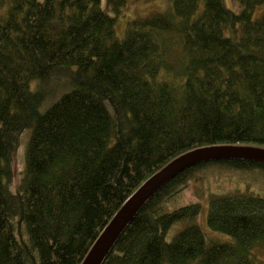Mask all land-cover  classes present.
Listing matches in <instances>:
<instances>
[{"label": "trees", "instance_id": "trees-1", "mask_svg": "<svg viewBox=\"0 0 264 264\" xmlns=\"http://www.w3.org/2000/svg\"><path fill=\"white\" fill-rule=\"evenodd\" d=\"M169 2L120 38L101 0H0V264H81L123 204L175 158L264 147V15L254 18L264 0H239L240 12L224 0ZM112 3L119 14L126 0ZM53 83L67 92L45 109ZM224 171L264 175V162L182 171L103 264H264V197L238 186L210 194L208 225L232 241L208 238L195 222L200 202L176 204L192 181ZM178 221L190 223L168 241Z\"/></svg>", "mask_w": 264, "mask_h": 264}, {"label": "rangeland", "instance_id": "rangeland-1", "mask_svg": "<svg viewBox=\"0 0 264 264\" xmlns=\"http://www.w3.org/2000/svg\"><path fill=\"white\" fill-rule=\"evenodd\" d=\"M225 4L235 12L242 10L239 0H224ZM101 5L110 15L116 17V33L120 38L126 35V28L129 22L135 19L148 17L155 13L166 11L170 7L169 0H126L122 11L118 14L114 8L112 0H101ZM264 15V5H260L254 11V18ZM51 83V82H50ZM48 85V84H47ZM46 85V86H47ZM55 84H49L50 89L47 95V101L43 106L45 109L53 102L57 101L67 88L58 89ZM57 89V90H56ZM54 92V93H53ZM59 92V93H58ZM30 137V131L27 130L23 135L22 143L14 157V163L17 170L16 181L19 182L25 168V147ZM235 186L241 189L248 188L254 194L264 197V175L261 173H233L224 171L223 173H209L204 182L192 181L190 186L180 194L176 204L184 205L194 201L200 202L201 213L195 222L202 228L209 237H215L223 241L234 240L231 236L210 229L208 225L209 200L210 194L225 195L235 189ZM190 222L178 221L175 223L166 235L168 241H172L176 235L182 231ZM264 258V253L262 254Z\"/></svg>", "mask_w": 264, "mask_h": 264}, {"label": "water", "instance_id": "water-1", "mask_svg": "<svg viewBox=\"0 0 264 264\" xmlns=\"http://www.w3.org/2000/svg\"><path fill=\"white\" fill-rule=\"evenodd\" d=\"M251 159L264 162V147L215 145L180 155L149 178L120 208L97 238L81 264H103L114 245L142 207L182 171L210 161Z\"/></svg>", "mask_w": 264, "mask_h": 264}]
</instances>
